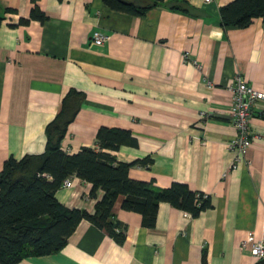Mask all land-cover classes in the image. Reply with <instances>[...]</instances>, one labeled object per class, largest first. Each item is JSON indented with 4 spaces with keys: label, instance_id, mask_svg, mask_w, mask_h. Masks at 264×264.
Instances as JSON below:
<instances>
[{
    "label": "crops",
    "instance_id": "0c3cea01",
    "mask_svg": "<svg viewBox=\"0 0 264 264\" xmlns=\"http://www.w3.org/2000/svg\"><path fill=\"white\" fill-rule=\"evenodd\" d=\"M232 1L164 0L136 17L102 0H36L46 20L22 26L31 0H0V172L9 158L45 151L46 126L75 91L83 100L61 141L67 155L96 147L100 127L127 130L136 145L113 152L116 161H151L132 166L130 179L186 184L211 204L192 218L161 203L149 229L120 196L121 243L83 220L59 252L19 264H262L241 241L264 239V119H250L251 148L231 169L227 111L236 77L264 92V20L225 28L219 9ZM93 31L109 39L93 46ZM70 180L57 201L92 214L103 192L89 198V183Z\"/></svg>",
    "mask_w": 264,
    "mask_h": 264
},
{
    "label": "trees",
    "instance_id": "16d2710c",
    "mask_svg": "<svg viewBox=\"0 0 264 264\" xmlns=\"http://www.w3.org/2000/svg\"><path fill=\"white\" fill-rule=\"evenodd\" d=\"M163 1L102 0L111 10L136 17ZM31 2L29 16L20 18L18 25L46 20L36 0ZM176 9L184 10V7ZM219 16L225 28H245L255 18L264 20V0H233L219 9ZM82 100L83 96L75 91L64 98L59 113L46 126L42 154L27 155L20 160L9 158L4 162L0 172V264H19L26 258L59 252L83 220L105 230L121 243L125 232L114 222L112 212L120 196L123 197L121 209L139 214L141 225L149 229L155 226L161 203L192 218L211 207L208 196L192 191L186 184L172 183L165 189H157L152 183L130 179L128 172L132 166L148 167L151 161L144 159L130 164L116 161L113 152L122 146L136 145L127 130L100 127L96 147H82L77 154L67 155L61 149V141ZM71 176L91 185L89 198H96L99 190L103 192L92 214L68 209L57 201L55 193ZM260 263L264 264V259Z\"/></svg>",
    "mask_w": 264,
    "mask_h": 264
},
{
    "label": "built area",
    "instance_id": "2783aa9c",
    "mask_svg": "<svg viewBox=\"0 0 264 264\" xmlns=\"http://www.w3.org/2000/svg\"><path fill=\"white\" fill-rule=\"evenodd\" d=\"M210 3L211 0H203ZM109 37L101 34L99 31H93L90 44L100 46L105 43ZM232 94V103L227 111L231 125L236 131L234 138L227 144V149L237 152V156L231 169L236 167L238 162L245 159L248 150L251 148L253 135L250 131L249 121L254 115H259L264 119V92L257 91L250 87L241 77H236L228 86ZM72 182L70 178L66 179L62 188H70ZM119 232V229L116 230ZM251 243V255L257 259H264V239L255 241L253 235L249 234L247 239L241 241V248L246 243Z\"/></svg>",
    "mask_w": 264,
    "mask_h": 264
}]
</instances>
